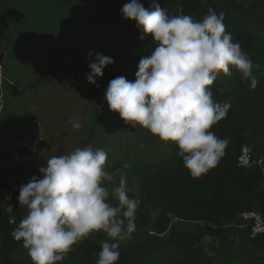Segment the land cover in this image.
Returning <instances> with one entry per match:
<instances>
[{"label":"clouds","instance_id":"1","mask_svg":"<svg viewBox=\"0 0 264 264\" xmlns=\"http://www.w3.org/2000/svg\"><path fill=\"white\" fill-rule=\"evenodd\" d=\"M121 12L156 47L140 59L134 81L119 76L109 82L104 96L110 110L134 128L139 125L177 145L193 177L208 173L229 145L211 129L231 109L230 101L217 102L210 89L218 74L231 75V68L255 88L253 61L226 31L223 12L209 8L202 20H194L169 15L158 0H151L149 8L129 0ZM113 64L111 57L96 53L89 63L88 82L95 85ZM70 123L76 130L82 127L78 117ZM107 158L101 148L77 147L48 158L47 166L39 169L43 178L34 177L21 186L18 199L27 214L12 235L22 241L33 264H58L75 245L98 232L108 239L101 242L96 264H117L120 241L136 230L140 201L128 195L132 189L123 173L109 190L115 177L106 171ZM9 222L14 224L15 217Z\"/></svg>","mask_w":264,"mask_h":264},{"label":"rangeland","instance_id":"2","mask_svg":"<svg viewBox=\"0 0 264 264\" xmlns=\"http://www.w3.org/2000/svg\"><path fill=\"white\" fill-rule=\"evenodd\" d=\"M128 2L0 0V14L8 13L12 22L6 69L0 67V169L22 180L41 179L39 169L47 166L51 156L77 147L101 148L108 156L106 171L115 177L107 185L109 190L123 173L132 189L130 196L138 194L143 171L172 164L178 146L139 125L134 128L110 110L104 96L112 72L124 64L141 32L134 21L119 20ZM139 2L145 8L151 4L149 0ZM11 4L19 6L14 13L3 9ZM96 53L111 57L114 64L93 85L86 74ZM16 81L22 86V90L18 86V95L8 89L17 87ZM76 117L82 124L78 130L70 123ZM251 146L264 161V141ZM240 229H228L227 246L206 241L217 264H250L248 256L254 252L246 251L248 233ZM58 264L76 261L66 257Z\"/></svg>","mask_w":264,"mask_h":264},{"label":"trees","instance_id":"3","mask_svg":"<svg viewBox=\"0 0 264 264\" xmlns=\"http://www.w3.org/2000/svg\"><path fill=\"white\" fill-rule=\"evenodd\" d=\"M158 2L169 15L177 10L179 15H189L194 20H202L209 8L217 14L223 12L226 31L253 61V76L258 83L252 88L251 80L245 81L235 68L230 69L231 75L218 74L210 90L217 102L230 101L231 109L211 130L218 137L229 140L225 155L200 177L190 174L179 151L171 165L141 173L139 192L130 195L140 201L136 230L121 241L117 264H217V259L206 248L209 246L206 241L227 246L230 240L226 227L236 225L245 212L257 211L264 218V171L238 165L245 144L255 148L264 141V0ZM18 8L11 4L3 9L14 13ZM119 16V20H127ZM10 26L9 14H0V51L5 45L6 55L12 36ZM155 47L152 38L141 30L126 61L112 72L110 81L119 76L134 81L140 59L151 54ZM16 84L17 87L8 89L18 95V86L21 90L22 86L19 81ZM13 174L0 169V264H33L22 241L15 240L12 235L27 209L17 203L12 212H8L4 205ZM15 181L20 188L29 182L17 174ZM12 217H15L14 224L9 222ZM106 239L103 232L93 233L73 247L66 256L67 261L74 259L76 264H96L101 242ZM244 245L254 252L248 256V263H264V236L255 240L248 237Z\"/></svg>","mask_w":264,"mask_h":264},{"label":"built area","instance_id":"4","mask_svg":"<svg viewBox=\"0 0 264 264\" xmlns=\"http://www.w3.org/2000/svg\"><path fill=\"white\" fill-rule=\"evenodd\" d=\"M238 165L246 169H261L264 171V161L257 157L253 147L247 143L244 145L241 155L238 160ZM16 174L11 177V184L7 188V193L4 199L5 209L12 212L15 205L19 203L20 186L15 181ZM238 225V226H236ZM233 226L241 227L248 233L250 240H255L260 236H264V218L257 211L245 212L239 217V222ZM232 226V227H233ZM227 226L226 228H230Z\"/></svg>","mask_w":264,"mask_h":264},{"label":"water","instance_id":"5","mask_svg":"<svg viewBox=\"0 0 264 264\" xmlns=\"http://www.w3.org/2000/svg\"><path fill=\"white\" fill-rule=\"evenodd\" d=\"M6 58H7L6 46L4 45L2 51H0V67H2L5 64Z\"/></svg>","mask_w":264,"mask_h":264},{"label":"crops","instance_id":"6","mask_svg":"<svg viewBox=\"0 0 264 264\" xmlns=\"http://www.w3.org/2000/svg\"><path fill=\"white\" fill-rule=\"evenodd\" d=\"M238 226V225H236ZM232 227V226H231ZM238 228H241V227H238ZM243 228H241L240 230H242ZM247 232V231H246ZM237 245V243H235V246ZM248 250V248H246V251Z\"/></svg>","mask_w":264,"mask_h":264}]
</instances>
